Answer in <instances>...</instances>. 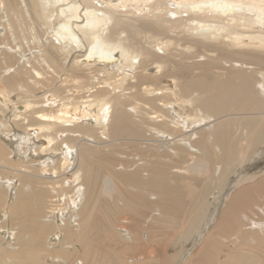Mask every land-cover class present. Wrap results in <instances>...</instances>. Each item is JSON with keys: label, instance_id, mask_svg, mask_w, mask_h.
Instances as JSON below:
<instances>
[{"label": "bare ground", "instance_id": "obj_1", "mask_svg": "<svg viewBox=\"0 0 264 264\" xmlns=\"http://www.w3.org/2000/svg\"><path fill=\"white\" fill-rule=\"evenodd\" d=\"M21 3L28 20L46 27L51 37L32 31L37 51L29 55L23 44L14 52L9 42L5 43L7 49L0 47V65H4L0 66V230H6L8 223L13 228L0 261L12 263L10 247L18 246L15 230L23 223L15 218L8 221L16 213L6 204L11 190L24 212L32 217L38 213L33 224L43 227L46 242L65 244L72 264H97L101 250L95 247L128 252L131 239H127L136 233L121 225H115L119 228L115 233L105 227L97 229V215H107L112 209L143 214L140 201L146 193L165 217L167 205L180 196L177 186L172 191L147 183L151 177L148 168L160 163V154L169 157L163 167H176L171 172L183 182L188 175L210 177L219 165L209 156L208 143L215 142L209 137L217 128L235 124L247 130L249 140L235 147L234 157L225 166L249 162L252 167L264 162V143L254 150L262 137L258 131L264 128V0H0L1 41L9 33L14 37L15 26L26 24L17 9ZM160 32H167L168 38L162 33L164 37L154 39ZM23 42L29 50L30 41ZM194 51L218 53L223 58L216 74L220 81H227L235 69L255 72L256 80L244 85L246 91L225 90L216 103L223 107L234 94L236 104L226 111L212 110L207 102L214 103L208 99L211 93L192 82L193 76L181 74L176 63L175 58L181 56L184 62ZM14 59L18 61L9 65ZM201 63L189 65L198 68ZM201 79L210 87L221 84L214 78ZM254 95L253 103H243L244 97ZM201 143L205 150L200 155L191 153L200 151ZM118 145H134L142 154H137L139 158L134 155L133 161L103 157L110 156ZM222 158H218L221 168ZM259 171L252 177L235 172V180L211 208L181 264L192 260L194 264H233L240 252L232 251L220 262V238L235 243L244 238L258 246L264 234V207L256 213L263 214L262 219L253 218L246 226L236 224L238 229L229 231V238L228 230L223 231L225 225L222 228V209L234 206L245 190L258 187L256 181H264V170ZM189 184L187 181L182 187L189 191ZM243 201L248 211L249 198L244 196ZM97 202L101 205L95 206ZM118 202L123 204L119 208ZM56 220L60 224H53L52 234L47 235V227ZM105 220L111 221L107 216ZM241 227L255 235H244ZM213 239L218 247L212 245ZM208 246L216 248L215 253ZM192 252L197 254L191 257ZM203 255H207L205 263Z\"/></svg>", "mask_w": 264, "mask_h": 264}, {"label": "rangeland", "instance_id": "obj_2", "mask_svg": "<svg viewBox=\"0 0 264 264\" xmlns=\"http://www.w3.org/2000/svg\"><path fill=\"white\" fill-rule=\"evenodd\" d=\"M19 7L20 6L18 5L17 9L19 10V12L22 13L21 15L25 19L28 20L27 18L28 15L25 13V5L21 3V8ZM27 20H26V24L23 23L25 25H20V26L17 25L16 27L14 24L15 26L14 37H11L10 35L11 33H9V36H8L9 41L8 39L4 41L0 40L1 48H4L5 46H7L5 43L9 42V46L14 49L13 50L14 52V51H17L16 46H21L23 44L24 48L22 47V49L24 50L26 55H29V53L31 52L35 53L37 51L36 46L32 44L33 33L34 34L39 33V35L40 36L42 35L43 38L51 37L50 36L51 31L48 30L46 27L44 28L39 23H35L32 20H31L32 22L29 20L27 21ZM3 33L4 31L2 30V27H0V37L4 36ZM162 33L164 34V32H160V36H157V35L154 36V39L158 37L162 38L164 36H165L164 38L167 39L169 34L165 32L164 36H161ZM146 35H151V34L147 33ZM146 35L144 34V36ZM166 35H167V38H166ZM125 36H128V35H125ZM17 37L19 39H17ZM129 37H131V35L128 36V38ZM176 37H179V36L176 35ZM25 40L30 41L29 50L25 47V42H23ZM4 49H7V47H5ZM175 59L177 61L176 63L179 64L178 67L179 68L181 67L180 69H182L181 71L178 68L181 74H184L190 77L193 76L194 81L192 82H197V84L202 85L204 89H207L203 91H208L209 94L211 93L209 95L210 98L208 99H212L214 103L207 101L208 103H210L208 104V107L212 110H217L218 112L226 111L229 107L236 104V102L233 101L235 97L234 94H232L229 97V100L231 102H227L223 107H220L216 103V98L220 97L222 99L221 95L225 90L229 89L230 87H232L233 89L241 90L242 88H244V85L245 86L252 85L253 81L256 80L255 72H253V74L245 73L244 71L235 69V73L232 74V77H230L227 81H224V80L220 81L221 77L217 76L216 74L219 71L217 67H219V65H222L221 62L223 60L221 59L223 58H221V56H219L218 53H207L206 55H204V54H199V52L194 51L192 52V55L185 58L184 62L183 60H181V56ZM17 61L18 60L14 59L12 62L8 64L11 65L13 64V62L15 63ZM22 61L23 60H21L19 64ZM180 62H183V63H180ZM192 62H199V63L202 62V63L198 65L199 67L197 68V67H194L193 65H189V64H192ZM207 62L209 63L206 64ZM181 64H184V65H181ZM228 65L226 66L228 67ZM0 66L4 67L3 64ZM247 68H252V67L248 66ZM178 69H177V72L179 73ZM68 76H70V74H68ZM201 76H204L205 78H207V80H211V79L213 80L214 78L218 84L220 82L221 84L219 85L218 88L210 87L208 86V83L204 82L205 81L204 79H201ZM217 77L220 79H217ZM114 79L117 80L118 78L115 77ZM251 81L252 83H250ZM71 84H73V82L67 84L68 88H70ZM68 88L66 89V91L68 90ZM39 93L42 94L43 93L42 90ZM125 93H128V92H125ZM255 98H256V95L251 96V97L247 96V97H244L242 101L245 104H251L254 102ZM251 126L255 127L257 126V124L252 123ZM258 132H259V135L260 133H262L261 135L262 137L259 140L258 144L255 145L254 150L259 149L260 145L264 143V128L261 131L259 130ZM247 134H248L247 130L241 125L231 124L228 127H222L220 129L217 128L216 132L210 135L211 138L209 137V140H215L214 144L211 143L213 148L211 147L210 143H208V147H209V150L211 151L209 153V156H211V159L218 162L217 164L219 166L216 165V171L212 175H210V177L209 175L208 176H204V175H197V176L190 175L189 176L188 175L187 176L188 179H186L185 182L190 181L189 191H187L186 189L182 187V185H184L185 182H183L178 177L173 176V172H175L176 167L175 168L173 167L164 168L163 167V166H166L165 164L167 163L165 159H168L169 157L160 154V163H155L148 168V173L151 177L149 180H147V183L151 188H153V186H156L158 184H160V187L165 186L172 191L179 188L180 196L175 198L174 203L173 201H171L167 205L168 211H166L167 212L166 214L163 213L165 217H162L160 215V211L158 210V208H156L151 203V201L154 200V198L149 197L146 193L142 194V202L140 201V207H141L140 211H144L143 214H140L139 212L131 213V211L124 212L122 209H119V210L112 209L111 211L108 212L107 215L105 214L97 215L96 218L99 219V221H97V225H98L96 227L97 229L98 228L101 229L102 227H105L110 233H115L119 230V228L116 226L121 225V226L131 227L132 230L136 232L132 236L133 239L131 237L127 239V241L131 239V242H127L130 245V249L128 252H123L122 249H119V248H116V250L115 248H113L114 250L113 249L110 250L104 247L103 248H100L99 246L95 247L97 251L101 250L99 251L101 254L97 259V264H179V263L181 264L184 254L196 242L198 232L204 225L203 223H205L206 219L210 217L209 214H211L210 213L211 208H213V206L219 202L221 194L229 186V182L233 181V179L235 180V177H234L235 172L238 173L240 171H244L245 177H248V176L252 177L253 174L254 175L259 174L260 172L259 170L261 171L264 170V162H261V164H258L252 167H250L249 162H245L241 166L239 165H235L233 167L225 166V164L226 163L229 164L230 160L234 157L235 147L239 143H242V142L244 143L249 140ZM119 138H128V136H120ZM10 147H12V145H10ZM198 147L200 151L196 150L191 153H194L195 155H200V152L205 150V143L199 144ZM219 153L220 155L217 156V154ZM137 154L141 155L142 152L137 149H134V145H130V146L118 145L117 147L112 149V153L110 154V156H103V157L106 159L107 157L119 158V159L128 158L127 160L133 161L136 159V158L133 159L134 155L137 156V158H139V155ZM131 155H132V159H131ZM179 155H186V154L179 153ZM221 155L224 156V158H222L224 162L222 168L220 167V165L222 164L219 162V159H218L221 157ZM150 159H154V158L153 157L148 158V160ZM18 162L20 164L23 163V161H18ZM115 163L117 162L115 161ZM171 170L173 172H171ZM220 172H224V174L219 178ZM258 182L260 183L258 187H254L253 189H247L245 190L244 193L239 194V198L236 202L237 206L235 204L234 206H230L226 208L225 210L222 209L223 211L222 219L223 221L225 220L222 228L225 225V228H223V231L226 232L228 230L226 234L228 238L230 237V235L228 234L229 231L234 230V228L236 227V224H239V225L243 224L244 226H246V224H249L251 223V221H254L253 218L262 219L260 216H263V214L260 213V216H259L256 213H259L260 208L264 207V181L259 180V181H256L255 183H258ZM10 193L12 194V196L10 198L7 196L6 204H8V206H12V209H15L16 213L14 215H11L8 221H10L12 218H15L18 221H23V223L20 225L19 229L15 230L17 231L18 246L10 247L12 258H13L12 263L5 262L4 259H1L0 264H72L70 261V256L68 254V247L65 244L61 246H57L58 240L49 241L48 239L49 242L48 241L46 242L44 238L45 237L44 233L42 231L43 227H37V226H34L33 224V222H35V220L38 218V213L35 214L34 217H32L29 213L24 212L23 208L20 206L19 199L15 198L16 196L14 197V190H11L10 192H8L7 195H9ZM244 196L249 198L250 205L247 206L248 211H245L246 207L243 201ZM98 205H101V203L99 202L95 203V206H98ZM116 205L119 208L123 204L118 202ZM95 215L96 214L94 213V216ZM106 216L111 220L110 222L105 220ZM232 216L234 217L232 218ZM122 222L126 223L127 225L126 224L122 225L121 224ZM186 222H189L188 225L186 224ZM230 222L234 225H231ZM53 224L54 225L60 224V222L59 220H56L55 222H51V225L47 227L48 228L47 235L52 234L53 229H54ZM10 225H11L10 223L7 224L5 228L6 230H3V231L0 230V254H2L3 256H4V251L7 248V245L10 243L12 239L11 233L13 231V228ZM97 229H95V232L97 231L96 233H100L99 230ZM244 229L242 228L244 235H249V236L255 235L248 231H245ZM187 232L189 235H187ZM53 238H56V237H52L51 239ZM213 240H212L213 242L212 245L218 247L217 245L221 244L219 245L220 247H218L219 251L222 250L219 252L220 257L218 256L220 259V262H223L225 259H227V256L232 251L233 253L234 251L235 252L237 251V252H240L241 256L239 255L238 258L232 259V261H234L233 264H237V263L242 264L241 260H244V262L246 261L255 262L254 264H264V234H262V240L260 241L258 246L257 245L255 246L254 244H252L250 242L252 240H245L244 238L240 239V242H237V243L231 240V238H229L227 242L225 241L224 238H220L221 241L219 242V244L217 243V245L214 243V242H217L216 239H213ZM222 241H225L226 244L224 242L221 243ZM231 242L232 243L234 242V243L231 244ZM50 243H52V245L49 246ZM201 245L202 246L206 245V241L205 242L201 241ZM75 247H78V249L81 248L79 244H76ZM208 247L209 248H206V249L209 251L211 250L213 251L216 249L214 247L213 249L212 246L211 247L208 246ZM194 254H197V253L192 252L191 257ZM206 256L205 255L201 256L203 263L207 261ZM189 258L190 257H188L187 260ZM194 263L196 262L192 260L191 264H194Z\"/></svg>", "mask_w": 264, "mask_h": 264}]
</instances>
